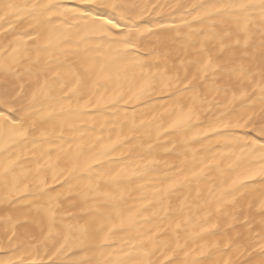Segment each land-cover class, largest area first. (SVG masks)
<instances>
[{
  "label": "bare ground",
  "instance_id": "1",
  "mask_svg": "<svg viewBox=\"0 0 264 264\" xmlns=\"http://www.w3.org/2000/svg\"><path fill=\"white\" fill-rule=\"evenodd\" d=\"M5 2L8 0H0V49L25 30L31 32L30 25L34 23L28 13H8L2 7ZM159 2L184 7L163 12L155 10V13L143 18L144 26L156 28L158 24L179 25V30L166 28L158 36L146 38L139 58L160 69L167 67L170 72H178L181 77L187 71L191 80L195 67L189 61L201 58L199 50L203 46L213 53V59L219 67L214 74L208 75L206 82L197 79L192 81V85L201 93H209L210 100L215 96L221 104L231 100L234 90L239 95V88L232 86L237 84L236 75L240 66L255 67L264 59V49L260 47L259 11L251 17L250 39L245 44L244 35H237L234 15L221 13L212 20H193L187 6L196 0ZM201 2L206 3L208 0ZM182 20H187L190 26L184 25ZM225 32H231L232 35L224 38V43L229 46L220 51L217 36H223ZM238 39L239 43L236 42ZM94 43L102 41L96 39ZM83 47H77L74 39L60 50L50 54L41 53L37 62L36 52L29 41L28 58L20 59L10 70L0 67V92L5 87L15 88L17 92L21 85L24 87V98L13 104V107L20 108L22 105L29 112V119H37L40 113L51 109L57 110L50 119L39 125L52 133L50 142L41 143L37 131L32 142L19 145L11 154L12 158L19 154L21 159L17 162L15 172L7 178L8 186L14 185L16 193L9 201L4 200L6 188L4 178L0 177V258L7 252L13 260H23L24 264H37L38 261L51 264L53 260L76 264L85 259H91L94 264L95 259L100 258L95 249L86 253L76 247L61 249L59 253L56 250L63 243L65 226L84 225L93 220L98 202L104 199L102 193L110 191L117 196L118 206L122 208L145 205L147 209L131 233L117 232L112 237L113 248L124 247L127 250L132 239H143L144 248L150 253L147 259L153 264H187L191 261L199 264H260L264 260L260 253V245L264 244V214L260 212L258 204L261 185L257 183L254 188L246 189L245 194L238 195L235 200L231 197L221 198L222 190L234 176L228 170L221 172L210 169L171 196L161 198L155 191L162 187L166 175L176 173L181 167L191 166L192 154L190 151L185 152L184 146L178 143L181 137L175 133L161 132L157 137L155 126L142 128L136 133V146L132 148L136 154L131 158L139 160L140 156L146 159L154 157L160 163L140 176L122 181L115 189L105 186L99 193L88 191V180L80 179L81 173L74 171L83 166L86 156L91 155L86 151L87 147L96 144L98 149V137L106 142L109 135L115 139L117 132L127 134L134 115L138 123L141 113L147 112L155 104L168 103L169 94L158 92L150 101L120 104L117 108L89 107L83 109L86 114L82 116L60 113V103L56 98L58 93L48 98L38 97L29 105L28 100L37 82L42 84L46 78L53 77L55 71H62L58 66L77 62L87 54L82 50ZM106 50L107 45L102 51ZM11 54V48L0 51V65H6ZM217 86L220 87L219 93L214 91ZM253 104L259 107L257 96L236 100V114L249 111ZM222 111L223 107L213 104L195 123L206 124ZM149 145L154 146L151 151ZM173 145L176 147L173 148ZM194 146L199 147L198 144ZM82 151L84 155H79ZM123 151L124 156L118 152L110 158L112 162H102L103 170L117 169L119 164L115 161L123 163L129 148ZM42 152L46 153L43 158ZM6 159L7 156L0 153V160ZM148 201L152 203L148 204ZM50 228L53 234L49 237ZM56 233L62 235L57 236ZM76 235L86 243L90 242V236Z\"/></svg>",
  "mask_w": 264,
  "mask_h": 264
},
{
  "label": "snow or ice",
  "instance_id": "2",
  "mask_svg": "<svg viewBox=\"0 0 264 264\" xmlns=\"http://www.w3.org/2000/svg\"><path fill=\"white\" fill-rule=\"evenodd\" d=\"M2 7L13 15L28 13L34 23L30 25L31 32L25 30L0 49L6 51L11 48L12 52L8 63L0 67L10 70L20 59L28 58L29 41L36 52L37 62L41 53L50 54L60 50L74 39L77 47L84 45L82 50L87 53L77 62L58 66L62 71H55L53 77L46 78L42 84L37 82L28 100L29 105L38 97L48 98L58 93L56 98L60 103V113L82 116L86 114L83 109L89 107L117 108L120 104L150 101L158 92L169 94L168 103L150 107L147 112L140 114L138 123L134 115L127 134L117 132L115 139L109 135L106 142L98 137V149L96 144L87 147L86 151L91 155L86 156L83 166L74 171L81 173L80 179L88 180L86 187L89 192L99 193L105 186L115 189L129 177L140 176L159 164L160 161L154 157L146 159L140 156L139 160L131 158L136 154L132 151L136 146V133L144 127L155 126L157 137L161 132L175 133L181 137L178 143L184 146L185 152L190 151L192 154L190 167H181L176 173L166 175L162 187L155 190L161 198L187 187L194 178H199L210 169L221 172L228 170L234 178L222 190L221 198L231 197L235 200L238 195H244L246 189L254 188L258 183L261 185L259 210L264 214V59L255 67L240 66L236 75L237 84L232 86L239 88V95L234 90L231 100L221 104L215 96L210 100L209 93H201L192 85V81L197 79L206 82L208 75L214 74L219 67L213 59V53L203 46L199 50L201 58L189 61L195 67L191 80L187 71L181 77L178 72L172 73L167 67L160 69L139 58L146 38L158 36L166 28L179 30V25L145 27L143 18L155 13V10L163 12L166 9L182 8L183 5L162 4L159 0H8ZM187 9L191 10L188 14L192 15L193 20H212L221 13L236 16V32L237 35H244L245 44L250 39L251 17L258 10L262 37L260 47L264 49V0H208L206 3L196 0ZM182 23L189 25L187 20H182ZM213 35L216 34L213 32ZM231 35V32H225L223 36H217L220 51L229 46L224 43V38ZM96 39L102 43H94ZM236 42L239 43V39ZM105 45L107 50L102 51ZM214 91L219 93L220 87L217 86ZM252 96L258 97L259 107L253 104L249 111L237 115L235 101ZM23 98V85L18 92L8 87L0 92V153L7 156L6 160H0V177L4 178L6 188L5 201L16 194L14 185L8 186L7 178L15 172L17 162L21 159V155L12 158L11 154L19 145L32 142L37 131L41 143L50 142L52 133L39 125L57 111L51 109L40 113L37 119H29V112L22 105L20 108L12 106ZM213 104L223 107L224 111L206 124L195 123ZM32 111H35L34 106ZM196 144L198 148L194 146ZM153 147L149 145V151ZM125 148H129L125 161H115L119 164L115 170H103L102 162H112L110 158L118 152L124 156ZM45 155L42 152L41 158ZM79 155H84V151ZM37 166L40 167L39 163ZM102 195L104 199L98 202L93 220L84 225H66L63 235L56 233L57 236L62 235L63 239L56 252L70 247L79 248L85 253L95 249L100 258L95 259L94 264H153L147 259L150 253L144 248L143 239H132L127 250L124 247L113 248L111 244L117 232H132L147 210L145 205L122 208L118 206V198L112 192L105 191ZM151 203L148 201V204ZM77 233L90 236V242L81 240ZM52 234L53 229L50 228L49 237ZM260 253L264 256V244L260 245ZM0 264H24V261L13 260L5 252L4 257L0 258ZM37 264H43V261ZM51 264L65 262L53 260ZM76 264H93V261L85 259ZM187 264L199 262L191 261ZM260 264H264V260Z\"/></svg>",
  "mask_w": 264,
  "mask_h": 264
}]
</instances>
